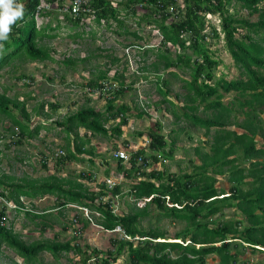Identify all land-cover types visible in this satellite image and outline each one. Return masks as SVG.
I'll return each mask as SVG.
<instances>
[{
  "label": "trees",
  "instance_id": "trees-1",
  "mask_svg": "<svg viewBox=\"0 0 264 264\" xmlns=\"http://www.w3.org/2000/svg\"><path fill=\"white\" fill-rule=\"evenodd\" d=\"M42 1L47 8L41 5ZM21 2L25 5L24 17L12 26L8 41L0 49V70L16 60H50V49L42 45L41 41L55 37L68 25L76 32L71 38H79L84 34L94 38L93 31L85 32L81 28L87 19L94 26L103 24L107 29L116 25V29H113L116 35L136 41L127 46L136 47L142 61L146 62L150 55L154 56L155 60L142 66L139 71L155 76L154 84L158 95L162 97V103L169 104L176 120L201 129L207 140L193 148L200 161L199 165H193V171L169 173L165 169H151L147 172L148 165L162 161L165 163L172 160L174 155L175 137L170 138L169 142L161 132V125L154 124L156 128L148 131L147 148L150 154L141 149L131 152L129 161L124 164L116 160L119 173L138 180L128 189L127 196L134 204L126 214H117L113 210L114 198L122 193L120 185L109 189L106 182L102 181L98 190H90L77 179L56 175L37 181H11L6 185L0 179V195L30 220H44L50 214H35L32 203L27 205L30 209L20 211L27 207L21 197L36 199L49 195L54 198L56 208H68L69 205L86 207L90 213H98V217L92 215L96 225L106 231L119 227L128 238L111 239V249L103 252L82 246L76 240L26 244L4 226L0 227V243L4 242L25 264H34L37 256L43 252L55 258L60 253L73 252L79 256L81 264H116L124 253L125 264H207L208 257L217 259L218 264H251L248 259L241 262L246 252H251L261 255L260 261L255 264H264V0H86L85 10L78 15L69 14V5L66 7L64 0ZM233 2L250 15L255 14L257 20L251 22L229 13L228 6ZM55 10L63 12L65 25L60 26L61 22L57 21L55 25L49 23L38 28L36 19L54 18ZM121 11L125 14H121ZM207 16L218 17L220 31L207 23ZM127 17L137 27V31H141V25L144 24L158 32L161 36L160 46L148 50L144 48L147 45L144 38L129 27L128 31L124 22ZM220 34L239 73V77L233 80L217 79L215 76L219 61L212 56L207 39L210 36L219 39ZM99 50L94 49L95 52ZM94 51L77 61L88 62L97 56ZM70 61L76 60L69 58L63 63L73 66ZM174 69L186 71L189 77L180 79L185 90L182 106L179 107L181 112L176 111L175 104L167 100L170 83L167 79H161L160 74ZM106 73L94 78L99 80L92 79L83 85V88L100 87L110 81L118 82L120 88L115 91L114 99L105 100L104 111L81 107L56 122L67 134L74 135L73 149L69 148L68 143L66 154L56 159L58 168L67 161L78 163L85 161L83 156H92L91 149L83 150L85 144L90 142V137L86 136L106 137L108 131L104 124L111 119H120L112 130L119 135L120 127L127 125V107L114 106L115 100L125 91L124 79L117 74L106 77ZM168 74L172 78L178 77L175 72ZM5 93L6 89L0 94V116L9 119L17 129L16 134L12 130L9 136L16 140L4 146L8 149L11 144L19 145L26 138L36 137L41 126L30 129V115L24 104L7 98ZM228 94H232V98L225 102ZM49 107L53 112L59 108L56 104H50ZM13 110L19 113L20 119L13 114ZM142 115L143 111L137 117ZM232 127L237 131L231 130ZM80 129L85 131V138L78 136ZM0 139L4 140V137L0 136ZM126 163L129 164L128 168L125 167ZM42 167H46V164L42 163ZM223 176L229 183L227 192L223 188H216L217 177ZM78 177L88 181L92 179L86 173ZM147 198L151 199L144 206H136ZM227 209L234 210L236 219H222ZM149 217L158 221L166 219L181 222L184 228L168 238L166 230L141 226V220ZM82 224L83 228L89 225V221L83 218Z\"/></svg>",
  "mask_w": 264,
  "mask_h": 264
},
{
  "label": "rangeland",
  "instance_id": "rangeland-1",
  "mask_svg": "<svg viewBox=\"0 0 264 264\" xmlns=\"http://www.w3.org/2000/svg\"><path fill=\"white\" fill-rule=\"evenodd\" d=\"M41 3L42 6H46V3L43 1ZM64 3L67 7L70 0H64ZM228 10L229 13L234 14L238 18H246L251 22L257 20L255 14L250 15L247 10L240 8L239 4L236 2H233L231 6H228ZM121 14H125V12L121 11ZM54 15V18L50 17L47 20H39V18H37V27L40 28L48 22L52 25H55L57 21L64 23L62 16L63 12L55 10ZM129 19L130 18L127 17L125 22L127 29L129 27L131 31H137V27H135L131 20V23H129ZM206 21L220 31L219 19L217 16H207ZM88 23L90 22L86 21L82 26V29L85 32L88 29H91V25ZM115 27L116 25L113 26V28ZM141 27H143V29L137 32H139L146 41L147 45H145L146 47L144 48H147L148 50V48H157L160 46V34H157L148 26H144V24H142ZM68 29L69 28L64 31L60 30V32L66 33ZM130 30L128 29V31ZM71 31H74V29H71ZM78 31L79 29H77V32ZM104 31L105 29H101L99 35H104ZM222 38L223 35L220 34L219 39L212 38L211 36L207 39V45L209 46L212 56L215 60L219 61V66L215 70V76L217 79L224 78L226 80H233L239 77V73L234 67L233 60L227 52ZM87 40L90 39L87 38L85 40H80L76 43L78 44V47H74L75 43L66 41L65 38L52 41L49 39H43L41 44L45 47L51 46L55 48L54 44H58L57 50L59 56H55L56 59L54 60L56 62L26 61L22 63L17 60L11 65L6 64L1 68L0 86L2 87H0V94H2L6 88L7 92L5 93V96L7 98L24 104L27 113L30 115L29 128L34 129L38 125H40L41 128L36 137L26 138L21 144H11L8 149H5V145L16 140L15 137L9 138V136L12 130H14V133L16 134L17 129L14 128L9 119L6 120L5 117L0 116V136L4 137V140L0 139V150L2 152L0 155V179L3 180L6 185L11 181L16 183L30 180L37 181L42 178H47L50 175L74 179L81 173L90 172L92 176H94L93 180H82L80 177H78L77 180L90 190H98L99 184L106 178H109L116 185H120L122 193L120 196L114 198L113 210L117 214H126L134 204L133 200L127 196L128 189L138 180L134 179V177H124L117 171L116 160L112 155L113 152L122 149L130 154L131 152L145 149L146 153L150 154V151L147 148V142L149 141L148 131L155 129L156 127L154 124L158 123L161 125L162 134L165 135L169 142L170 138L175 137V147L173 145L174 155L172 160H167L165 163L162 161L154 165H148L146 171L149 172L151 169H165L169 173L191 172L194 169L193 165L200 164L199 158L195 154L193 148L201 146L202 142L207 140V136H205L201 129L193 128L190 124L175 119V116L171 114L172 108L169 104L162 103V97H160L156 91V84H154L155 76L151 73H144L142 76V73L139 71L142 66L151 64L155 60L154 56L150 55L146 62L142 61V57L139 54L140 51H138L136 47L130 46V55L125 54L124 57L127 56V58H120L122 63H119L118 71L115 73L114 71L117 67H113L110 71L111 74H109L110 77L115 74L121 75L124 79L123 83L129 86V88L126 89L114 103V106L116 107L121 105L127 107V125L120 127L121 133L119 135L112 130H114L117 124H119L120 119H111L108 123L104 124L105 129L108 131L106 137L100 135L86 136L88 138L90 137V140L93 143L103 144L105 150L104 147L99 145L98 147L95 146V148L100 149V152L97 151V153L92 146L89 149L94 150L93 155L91 156V163L93 165L87 162L89 156L85 155L83 156L85 159L83 162H65L64 165L67 164L62 166V171L60 172V168L58 169L54 166V164H56L55 154L58 150H63L65 155L66 141L69 139V142L72 144L74 135L73 133L67 135L63 128L58 126L56 122L62 121L64 117L75 113L81 107L97 108L99 111L105 110V100L96 97L91 98L87 95L85 96L84 93L81 92V89L71 87L68 82V79L70 81L72 80L70 76L69 78L68 75L65 76L63 79L65 80L64 83H61L63 70L62 61H60L61 55H70V58L72 59L80 58L94 51L95 47L98 45L100 46V50H111L110 52L112 55L121 56L122 53H124L123 49H127L125 47H127L128 44L136 42L133 38H123L122 36L118 37L115 35L110 38L111 41L102 44H94L91 40L86 42ZM170 48L173 51L175 50V48ZM186 53L189 55L191 54L190 51H186ZM102 61L104 62V59H100L95 63L100 64ZM13 65H15V67H13ZM81 66H83V64L76 67L77 72H81V75L84 74L87 76L86 71H81ZM168 72H175L178 74V77L172 78ZM19 73L26 76V78H28V76H33L35 81L34 85L24 86V84L16 82L18 86L13 87V84H15L14 78ZM160 74L161 79H167L170 83L167 100L175 104V107H177L176 111L178 110L181 112L179 107L182 106L185 90L182 89V82L180 79H188V73L186 71L181 72L174 69L167 72H161ZM76 78H78V76H75V79ZM176 96H178V98H176ZM86 97L87 99H91L89 103ZM231 98L232 94H228L225 96L224 101L226 102ZM55 103H57L56 105H58L59 108L53 112L49 105ZM13 111L16 113L15 110ZM142 111L144 112V115H142V117H137L138 115H141ZM16 114L19 115L18 112ZM239 119L241 120L242 117L240 116ZM230 129L237 131L234 127ZM176 130H181V132H173ZM212 134L213 133H211V135ZM78 136L85 138L83 129L78 130ZM208 139H210V137H208ZM70 146L71 145H69V148L71 149ZM46 159H48L46 167H42L40 163L42 160ZM190 160L193 162L190 163ZM125 167L128 168L129 164L126 163ZM105 171L107 172V175H105ZM217 180L216 188H223L225 192H227L229 183L226 176L217 177ZM21 200L24 202V206L32 203V210H35L39 214H50V216H46L44 220H30V217H26L23 212H9L8 222L5 227L11 230L13 235L17 236L26 244L36 241L65 243L74 242L76 240L77 243H80L82 246H89L92 249L104 252L111 249L110 240L119 237L117 233H107L90 226L91 223L87 226L84 225L82 228V214L78 211V213L75 214L71 208H56L54 205L55 201L52 198L46 199L43 202H31L25 198H22ZM152 209H154V207ZM233 211V209L225 210L222 219H236V217L233 216ZM74 220H77L79 225L81 224L80 235H75L76 228ZM141 226L146 229L159 227L160 229L166 230L168 238H172L176 232L184 228V223L171 222L166 219H160L158 221L155 218L149 217L141 220ZM58 256V258H55L51 254L43 252L37 256L34 264H81L79 256L73 252L60 253ZM211 258L212 257H208L207 264H218L217 259L211 260ZM246 259H248L251 264H255L260 261L261 256L258 253L252 254L251 252H246V256L241 258V262ZM125 263L126 254L124 253L117 260L116 264ZM0 264L25 263L22 258L2 242L0 243Z\"/></svg>",
  "mask_w": 264,
  "mask_h": 264
},
{
  "label": "crops",
  "instance_id": "crops-1",
  "mask_svg": "<svg viewBox=\"0 0 264 264\" xmlns=\"http://www.w3.org/2000/svg\"><path fill=\"white\" fill-rule=\"evenodd\" d=\"M50 18V17H49ZM49 18H44V17H42V18H39V20H47V19H49ZM87 22H89L90 20L89 19H87L86 20ZM124 22H126V19H124ZM57 23V22H56ZM129 23H131V21H130V19H129ZM46 24H49V22L48 23H46ZM45 24V25H46ZM85 24V23H84ZM88 24H90L91 25V29H88L87 31L88 32H90V30L91 31H93L94 33H95V35H94V38H92V37H89V35H87V34H84V35H82V36H80L79 38H71L70 36L71 35H74L76 32L75 31H71V29L72 28H70V26L68 25V26H66V27H64V28H62V31H64V30H66L67 28H69L68 30H67V32L66 33H61L60 32V34H58V35H56L55 37H52V38H45V39H49V40H56V39H63V38H65V40L66 41H70L71 43H75L74 45V47H78V44H76L77 42H79L80 40H85V39H87V38H89L91 41H92V43H94V44H96V43H107L108 41H111L110 40V38H112V36L113 35H115V36H118L119 37V35H116L114 32H113V29H116V28H106V27H104L103 26V24H101V25H93L91 22L90 23H88ZM44 25V26H45ZM61 25H65V22L64 23H62L61 22ZM82 28V27H81ZM101 29H105V31H104V35H99V33H100V31H101ZM86 31V32H87ZM138 34H140L139 32H138ZM61 37H63V38H61ZM83 38V39H82ZM73 39H75V40H73ZM90 40H87L86 42H89ZM139 44H141V42H139ZM55 45V48H56V51H55V48L54 47H47V48H49L50 49V60H46L45 62H56L54 59H56V57L55 56H59V52H58V50H57V45L58 44H54ZM95 48H99L100 49V46H96ZM125 48H129L128 46L127 47H125ZM125 50L126 49H123V51H124V53H122V55L121 56H117V55H112V53L110 52L111 50H99V51H94L93 53H95V54H97V56L96 57H93V58H91L90 60H88V62H86V63H82L81 61H77V59H79V58H73L74 60H76L75 62L74 61H70V63H73V66H68V65H65L63 62L66 60V59H69L70 58V55H66V56H64V55H61V60L60 61H62V64H63V70H62V76H61V83H64V81L65 80H63L64 79V77L65 76H67L68 75V78H69V76L71 77V81L68 79V82H69V85L71 86V87H73V88H79V89H81V92H83L82 91V88H83V85L85 84V82H90V80H92V79H94V78H96V77H98V76H100V75H103V73H105V72H107L106 74V77L107 76H109V74H111L110 73V71H111V69L113 68V67H117V69H115V73L118 71V65H119V63H122V60L120 59L121 57H123L124 59H125V57L127 58V56H125L124 57V55L126 54L125 53ZM107 52H108V54H107ZM110 52V53H109ZM88 55V54H87ZM86 55V56H87ZM112 55V56H111ZM129 55H130V53H129ZM85 56H83V57H80V59H82V58H84ZM72 59V60H73ZM100 59H104V62L102 61L100 64H96L95 62H97L98 60H100ZM17 61V60H16ZM26 61H28V60H23V61H21L22 63H24V62H26ZM20 62V63H21ZM28 62H31V61H28ZM37 62H39V61H37ZM41 62V61H40ZM13 63V62H12ZM12 63H10V65L12 64ZM58 63H59V61H58ZM53 64H55V63H53ZM83 64V66H81V71H86L87 72V76H85L84 74H82L81 75V72L80 73H78L77 72V69H76V67L77 66H79V65H82ZM123 64H124V62H123ZM16 65V64H15ZM15 65H13V67H15ZM12 67V68H13ZM18 67H21V66H18ZM15 71V70H14ZM114 72H112V73H114ZM21 73V72H20ZM17 74V76H15V78H14V82H15V84H13V87H16V86H18L17 85V83L16 82H19V83H21V84H24V86L25 85H28V86H33L34 85V83H35V81H34V77L33 76H28V78H26V76H24L23 74ZM143 75V74H142ZM21 76V77H20ZM75 76H78V78H76L75 79ZM110 77V76H109ZM95 80H99V79H94V81ZM141 80H142V78H141ZM27 82H29V83H27ZM71 82V83H70ZM0 87H2V86H0ZM127 87H129V86H127ZM131 87V86H130ZM6 89V88H5ZM6 92H7V90H6ZM17 99V98H16ZM86 99H87V97H86ZM18 100V99H17ZM91 100V99H90ZM90 100H88L87 99V101H88V103L90 102ZM19 101V100H18ZM19 102H21V101H19ZM55 104H57V103H55ZM91 105V104H90ZM94 109H96V110H98L97 108H94ZM16 113H17V111H16ZM15 112H13V114L18 118V119H20L21 117H20V115H17ZM19 114V113H18ZM2 117V116H1ZM6 118V117H5ZM6 120H7V118H6ZM85 132V131H84ZM66 133V132H65ZM67 135H70V134H67ZM89 135V134H88ZM68 143H70L69 142V139L66 141V145L68 144ZM69 145H71L70 147H71V149H73V144H69ZM98 145L99 146H101V147H104V150H105V146L103 145V144H98V143H93V142H91V140H90V142L88 143V144H85V147H84V149L83 150H85V149H87L88 148V150H89V148L90 147H94L95 148V146H97L98 147ZM100 147V148H101ZM59 151V150H58ZM63 151V150H62ZM93 152H94V150H92ZM97 151H99L100 152V149H97V148H95V152H97ZM64 152V151H63ZM98 153V152H97ZM58 157H55V159H57ZM42 159H43V157H42ZM89 160H91V156H89ZM47 161H48V159H46V160H42L41 161V165H42V163L43 164H46L47 163ZM87 162H89L90 164H92L91 163V161H87ZM77 163V162H76ZM75 163V164H76ZM78 163H80V162H78ZM67 164V163H66ZM65 164V165H66ZM49 165H50V163H49ZM64 165V164H63ZM62 165V166H63ZM64 165V166H65ZM93 165V164H92ZM54 166H56V164H54ZM62 166H60V172L62 171ZM48 167H50V166H48ZM57 167V166H56ZM58 168V167H57ZM59 169V168H58ZM86 173V172H85ZM86 176H88V177H90V178H92L91 180H93L94 179V176H92V174L89 172V173H86ZM69 179V178H68ZM77 178H74L73 180H76ZM106 179H109V178H106ZM105 179V180H106ZM104 180V181H105ZM21 198H25V199H27L28 201H31V202H43V201H45L46 199H49V198H52V199H54L52 196H49V195H45L44 197H42V198H36V199H28V198H26V197H21ZM71 206L72 205H69V207L68 208H71ZM34 208H36V207H34ZM71 209H75V208H71ZM75 210H77V209H75ZM79 211V210H78ZM35 214H39V213H37L35 210L33 211ZM75 212V211H74ZM76 214L78 213V212H75ZM80 213L82 214V212H81V210H80ZM98 215V213H96L95 212V215ZM82 217H83V214H82ZM96 217V216H95ZM84 218V217H83ZM91 223V224H90ZM89 224H90V226H93V227H95V228H97V229H100V230H102V231H104V232H106V230H104V229H102L100 226H98V225H96L95 224V222H89ZM109 232H112V231H109ZM260 255V254H259ZM261 256V255H260Z\"/></svg>",
  "mask_w": 264,
  "mask_h": 264
},
{
  "label": "built area",
  "instance_id": "built-area-1",
  "mask_svg": "<svg viewBox=\"0 0 264 264\" xmlns=\"http://www.w3.org/2000/svg\"><path fill=\"white\" fill-rule=\"evenodd\" d=\"M86 0H70L69 5V10H70V15H78L82 10H85L84 6H85ZM45 8H47V6H44ZM64 11L66 12L67 9ZM126 55H129V50L126 49L125 50ZM28 83V82H27ZM119 85L118 82H113L110 81L108 84H102V86L100 87H89V86H84L83 88V93L91 98H98V99H103V100H112L114 99L115 95V91L117 89H119ZM64 152L62 150H59L55 156L56 157H60L63 156ZM113 158L116 160H121L123 163L128 162L130 159V154H128L126 151L122 150V149H118L115 152H113ZM138 161L140 162L141 160L138 159ZM107 187L110 189L112 187H114L116 184L113 183L110 179H106L105 180ZM151 198H147L144 199L142 202H138L137 206L138 207H142L144 206V204L148 201H150ZM27 206V205H26ZM72 208L78 209L79 211L81 210L83 217L85 219H87L89 222H93L91 216L94 215L96 217H98L99 215H95V213H90L89 209L86 207H81V208H77L75 206H71ZM16 209H18L16 206H14L13 204L9 203L3 196L0 195V227H4L6 226L7 222H8V218H9V212L13 211V212H17ZM27 209H30L27 207H25L24 209H20V211H25ZM75 223V230L76 233L75 235H80L81 233V228L80 225L78 224V221L74 220ZM108 233H117L118 234V238L119 239H128L126 235H124V233L121 232V229L119 227H117L115 230H113L112 232L106 231Z\"/></svg>",
  "mask_w": 264,
  "mask_h": 264
},
{
  "label": "clouds",
  "instance_id": "clouds-1",
  "mask_svg": "<svg viewBox=\"0 0 264 264\" xmlns=\"http://www.w3.org/2000/svg\"><path fill=\"white\" fill-rule=\"evenodd\" d=\"M24 13L25 5L21 2V0H0V49H3L4 42L8 41L10 33L12 31V26L15 25L17 21L23 19ZM156 33L158 34V32ZM127 49L129 50L130 48ZM125 86L126 87L124 88V90L129 88L127 87V85ZM256 248L259 250H263L260 247Z\"/></svg>",
  "mask_w": 264,
  "mask_h": 264
}]
</instances>
